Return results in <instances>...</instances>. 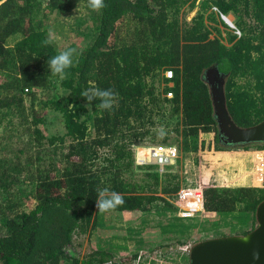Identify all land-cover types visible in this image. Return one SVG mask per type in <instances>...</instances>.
Masks as SVG:
<instances>
[{
  "label": "trees",
  "instance_id": "obj_1",
  "mask_svg": "<svg viewBox=\"0 0 264 264\" xmlns=\"http://www.w3.org/2000/svg\"><path fill=\"white\" fill-rule=\"evenodd\" d=\"M105 4L92 11L88 0H0V264H113V253L106 248H92L82 257L76 251L106 218L136 211L175 216L174 194L193 180L173 166L161 175L154 165H135L134 147L148 137L155 141L163 127L160 141L177 142L182 163L196 164L198 151L206 145L201 133H215L217 150L238 149L219 143L203 77L207 67L217 64L229 74L227 104L237 124L264 120V0ZM76 6L81 11L74 22H63L81 38L82 47L67 78L54 82L46 61L60 50L43 41L53 26L50 20ZM192 11L196 13L188 20ZM221 14L233 16L241 35ZM167 70L173 71L172 78L165 75ZM90 85L118 94L111 111L87 105L81 94ZM40 90L47 96L39 97ZM47 109L55 119L62 117V134H47V115L37 114ZM21 126H27L33 146H27L28 138L16 150L6 137ZM252 147L264 145L244 149ZM138 169L144 171L141 177ZM98 188L120 193L125 203L99 213ZM263 199L264 188H204L211 217L242 211L252 215L254 224ZM200 224L185 220L173 229L184 235ZM145 255L136 253L135 262Z\"/></svg>",
  "mask_w": 264,
  "mask_h": 264
},
{
  "label": "rangeland",
  "instance_id": "obj_2",
  "mask_svg": "<svg viewBox=\"0 0 264 264\" xmlns=\"http://www.w3.org/2000/svg\"><path fill=\"white\" fill-rule=\"evenodd\" d=\"M79 8L80 7L76 6L72 9V12L59 14L56 21H54V19L50 20V25H53L50 27V30L56 35L54 44L58 50H62L67 47H75L77 49L82 47L81 38H79V36L63 22V20L66 19V21H71L73 23L74 17L79 15V11H81ZM195 13L196 11H192L188 16V20ZM228 17H230L229 19L233 21V16L229 15ZM54 24L56 25L54 26ZM61 24L63 27H60ZM220 28L223 32L226 31L224 26L220 25ZM215 34L216 33H213L211 37ZM170 85L173 84L170 83ZM45 94L47 96V91H39V97L44 96ZM26 104L29 105L28 99L26 100ZM47 111L39 110L37 113L38 117H44L47 115V120H49V131L46 133L48 135L51 133L62 134L65 131L62 117L55 119V113L48 109ZM18 121V118H14V122H16L15 126H18ZM45 126L46 125L43 127ZM17 128L19 130L18 132L14 133L12 137L6 138L12 142L16 150L26 146L28 138H30L31 142H29V145L27 146L32 147L33 138L28 136L27 126ZM161 130H163V127L158 128L155 141H150L151 139L148 137L143 142L144 145L161 144ZM172 136H175V133H172ZM203 136L206 137V142H213L215 146V133H209L206 135L203 134ZM175 144H177V142ZM31 147L29 150L30 154L35 152L34 148ZM50 153L51 148H48L46 150V154ZM190 161L191 160L185 163L184 159V162H178L174 169L177 170L180 175L187 176L191 181L193 180L194 184H198L209 176V169H212V167H203L201 169L199 165L198 153L195 160L196 164H193V162ZM61 164L62 161L59 160L58 166L60 167ZM61 167H63V165H61ZM137 171V177H141L144 171L142 169H138ZM33 203V199L27 201L25 208L27 210L31 209L33 207ZM177 216L178 214L175 216H165L155 213H142L140 211L113 214L99 224L92 236L86 235L82 241L83 245L78 246L76 251L79 252L82 257L87 252H90L92 248H106L111 250L113 253V264H188V253L182 250H174L173 248L177 245H182L183 243H193L199 240L227 234H243L244 232L251 230L255 224H252V215H248L242 211L220 214L214 217L206 215L204 217H195L190 219L178 218L179 216ZM185 220L186 222L193 221L198 223L200 222L201 224L191 228V230L186 232V234L180 235L178 232L174 231L173 227L175 228L176 224ZM179 239L181 242H178ZM157 243H162L164 246L161 247L155 245ZM140 252H144L146 255L142 261L135 262L136 260L134 255Z\"/></svg>",
  "mask_w": 264,
  "mask_h": 264
},
{
  "label": "water",
  "instance_id": "obj_3",
  "mask_svg": "<svg viewBox=\"0 0 264 264\" xmlns=\"http://www.w3.org/2000/svg\"><path fill=\"white\" fill-rule=\"evenodd\" d=\"M221 17L234 27L230 17L224 14ZM228 76L217 64L207 67L203 74L209 87L219 143L233 148L264 145V120L251 126H240L231 115L226 97ZM173 249L187 252L188 264H264V199L256 207L255 224L249 232L180 244Z\"/></svg>",
  "mask_w": 264,
  "mask_h": 264
},
{
  "label": "built area",
  "instance_id": "obj_4",
  "mask_svg": "<svg viewBox=\"0 0 264 264\" xmlns=\"http://www.w3.org/2000/svg\"><path fill=\"white\" fill-rule=\"evenodd\" d=\"M233 28L241 35L235 25ZM165 75L172 78L173 71L167 70ZM172 95L168 93L169 97ZM198 155L200 168L212 169L202 182L184 185L174 194L172 202L178 207L179 217L189 219L208 215L204 203V188L208 186L264 188V148L217 150L213 142L207 141ZM134 156L135 165H154L161 175L168 171V166L175 167L183 160L181 150L175 143L137 145ZM187 180L191 182L188 177Z\"/></svg>",
  "mask_w": 264,
  "mask_h": 264
},
{
  "label": "clouds",
  "instance_id": "obj_5",
  "mask_svg": "<svg viewBox=\"0 0 264 264\" xmlns=\"http://www.w3.org/2000/svg\"><path fill=\"white\" fill-rule=\"evenodd\" d=\"M88 7L92 11H100L106 7L105 0H88ZM55 40V33L49 30L47 38L43 43L45 45H50L53 44ZM78 55L79 52L77 48L67 47L58 51L56 55L51 56L46 61L50 76L56 78L54 82L63 81L67 78L68 70L73 67ZM81 95L88 102L87 105L96 103L100 110L105 111H111L116 105L118 98V94L113 89H102L95 85H90ZM124 203V197L120 193L110 191L108 188L97 189L96 208L99 213L114 211Z\"/></svg>",
  "mask_w": 264,
  "mask_h": 264
},
{
  "label": "crops",
  "instance_id": "obj_6",
  "mask_svg": "<svg viewBox=\"0 0 264 264\" xmlns=\"http://www.w3.org/2000/svg\"><path fill=\"white\" fill-rule=\"evenodd\" d=\"M203 134H205V135H206V134H209V133H203ZM201 135H202V134H201ZM201 137H202L201 139H206V137H205V136H203V135H202Z\"/></svg>",
  "mask_w": 264,
  "mask_h": 264
},
{
  "label": "flooded vegetation",
  "instance_id": "obj_7",
  "mask_svg": "<svg viewBox=\"0 0 264 264\" xmlns=\"http://www.w3.org/2000/svg\"><path fill=\"white\" fill-rule=\"evenodd\" d=\"M253 228V227H252Z\"/></svg>",
  "mask_w": 264,
  "mask_h": 264
}]
</instances>
